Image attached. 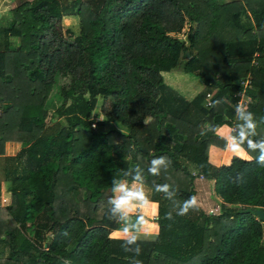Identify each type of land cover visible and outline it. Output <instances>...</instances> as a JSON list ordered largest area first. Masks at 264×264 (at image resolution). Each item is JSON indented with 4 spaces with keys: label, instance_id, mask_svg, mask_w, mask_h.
<instances>
[{
    "label": "trees",
    "instance_id": "obj_1",
    "mask_svg": "<svg viewBox=\"0 0 264 264\" xmlns=\"http://www.w3.org/2000/svg\"><path fill=\"white\" fill-rule=\"evenodd\" d=\"M72 7L65 13L58 0H32L10 11L5 35L15 45L0 49V153L6 142L22 148L5 172L0 264H264L256 215L264 166L235 157L215 135L223 125L238 133L234 80L246 74L244 107L264 119V0H74ZM242 13L253 32L242 29ZM195 85L201 90L186 100ZM51 95L58 105L50 112ZM117 122L123 132L106 131ZM257 131L255 139L264 138V124ZM209 146L229 154V165L209 164ZM161 156L171 161L167 172L148 175ZM136 165L158 217L139 256L109 238L117 223L107 215L113 178L132 182L123 172ZM198 176L213 181L218 212L198 207L166 219L172 202L155 184L172 185L183 202Z\"/></svg>",
    "mask_w": 264,
    "mask_h": 264
},
{
    "label": "clouds",
    "instance_id": "obj_2",
    "mask_svg": "<svg viewBox=\"0 0 264 264\" xmlns=\"http://www.w3.org/2000/svg\"><path fill=\"white\" fill-rule=\"evenodd\" d=\"M235 112L240 121L239 130L236 135L228 136L225 149L231 151L237 158L247 161L255 159L260 166H264V138L255 139L259 135L258 126L264 124V119L258 122L251 111L239 105ZM250 153H258V155L253 157ZM170 165L171 161L167 157H156L151 160L147 173L152 177H159L162 172H167ZM123 176L132 177V182L129 184L126 179L113 178L111 182L113 196L107 202L111 205V211L107 215L108 219L121 225L120 231L124 237L122 243L124 250L139 256L141 253L139 242L141 235L145 234L146 221L138 212L154 202L150 200L149 192L146 190L142 167L136 165L134 168L125 170ZM236 182H242V177H237ZM154 189L156 193L163 194L165 200L172 202L171 210L165 217L168 220H173V212L176 215L185 216L198 208V201L195 196L181 202L176 199L177 190L168 183L155 184ZM132 264H140V261L133 260Z\"/></svg>",
    "mask_w": 264,
    "mask_h": 264
},
{
    "label": "rangeland",
    "instance_id": "obj_3",
    "mask_svg": "<svg viewBox=\"0 0 264 264\" xmlns=\"http://www.w3.org/2000/svg\"><path fill=\"white\" fill-rule=\"evenodd\" d=\"M32 0H28V2H30ZM60 5L62 7L64 6H67L68 8H66V10H64L65 13H68L70 10H73L75 9V7H72L73 3H74V0H58ZM218 3L220 4H225V3H230V2H234V1H237V0H217ZM239 21H240V25L242 27V29L244 30H251V32L254 31V24H253V21H252V18L251 16L248 14V13H242L240 15V18H239ZM187 44V42H186ZM13 45H15V43H13ZM235 83H237V78L234 80ZM215 94V92L213 93ZM52 97H49L47 103H46V108L51 112L53 111L56 106L58 105V99L57 97H55V95H51ZM109 106H108V101L105 102V109L106 111H109ZM80 117L81 114H80ZM66 119H54L52 122L54 123H66L65 121ZM50 123L47 124V126H49ZM206 127V126H205ZM106 131L107 130H116V131H121L123 132L122 130V127L121 125L117 122V123H113V124H110L108 125L106 128ZM212 160V159H211ZM194 196L197 198V201H198V207L203 209L204 211H206L207 213H213L214 212V207L218 206L219 203H220V200L215 196L214 192H213V184L212 187L209 185L207 186L206 185V182L203 181V179H195L194 180ZM205 185V186H204ZM203 186V187H202ZM7 192H8V186H7ZM146 190H148L146 188ZM149 192V190H148ZM112 196H113V193H112ZM149 196H150V200L154 202V199H153V196L152 193L149 192ZM154 204H156L154 202ZM157 205V204H156ZM154 208V205L153 203L152 204H149L148 206L144 207L143 209H140L138 214L139 215H142L146 221V224L144 226V233L145 234H142L141 235V239L140 241H147V240H153L154 236H155V225H156V221H157V215L152 214L151 216V209ZM135 218V217H133ZM120 227L121 225L117 223V229L114 230V231H111L109 233V238H113L115 240H119V239H123L124 240V237L120 231ZM261 227H262V230H263V234H262V237L260 239L261 241V245L264 247V224H262L261 222ZM50 237V236H49ZM7 254V251L5 248L1 247L0 246V258H3L5 257Z\"/></svg>",
    "mask_w": 264,
    "mask_h": 264
},
{
    "label": "crops",
    "instance_id": "obj_4",
    "mask_svg": "<svg viewBox=\"0 0 264 264\" xmlns=\"http://www.w3.org/2000/svg\"><path fill=\"white\" fill-rule=\"evenodd\" d=\"M23 2H28V0H0V49L2 48L3 45H5V42H10L12 44L15 43V40L13 38L5 35V31L11 25L10 11ZM169 78L173 80L172 83L169 85L171 86V88H175L176 86L175 81L179 79L180 76L173 74ZM200 90H201L200 87H196L195 85L193 91L189 95L184 94L183 97H185L186 100H190ZM230 133H231V128L225 125L217 128L215 131V135L223 140H227ZM21 148H22V144L14 143V142H6L2 147V152L0 153V201L5 200L6 204L0 205V209H5L6 205L8 206L10 204V194L6 190L7 186L9 185L6 179L5 172L14 167V156L20 151ZM212 151L216 153H214L213 155L214 157L211 161L210 156ZM230 160H231V156L229 154L225 153L224 151L214 146H209L207 151V161L209 164L215 167L228 166ZM203 181L206 182L207 186L210 185L212 187L211 184H213V181H207V180H203ZM128 183L131 184V182ZM153 205L154 208L152 207L153 209H151L150 211L151 216L154 213L155 215L157 214V205L154 203Z\"/></svg>",
    "mask_w": 264,
    "mask_h": 264
},
{
    "label": "built area",
    "instance_id": "obj_5",
    "mask_svg": "<svg viewBox=\"0 0 264 264\" xmlns=\"http://www.w3.org/2000/svg\"><path fill=\"white\" fill-rule=\"evenodd\" d=\"M252 65L255 66V62H252ZM238 86H239V90L233 95V97L236 99V103L234 104V112H235V109L236 107L239 105V106H245L246 104H248L250 102L249 98L247 97V90L250 88V77L248 74L240 77L238 80H237V83H236ZM211 99H212V94L211 93H206L204 95V107L205 108H211ZM236 113V112H235ZM199 179H202L201 176H198ZM1 205H5L6 204V201L5 200H1L0 201ZM7 206V205H6ZM214 212L213 213H216L218 212V206L214 207ZM260 210L263 211L264 213V208H261ZM211 213V212H210ZM264 224V223H262Z\"/></svg>",
    "mask_w": 264,
    "mask_h": 264
},
{
    "label": "water",
    "instance_id": "obj_6",
    "mask_svg": "<svg viewBox=\"0 0 264 264\" xmlns=\"http://www.w3.org/2000/svg\"><path fill=\"white\" fill-rule=\"evenodd\" d=\"M185 58H188V53H187V52L185 53ZM256 215H257V217L259 218V220H260L262 223H264V213H263V211H262V210H258V211L256 212Z\"/></svg>",
    "mask_w": 264,
    "mask_h": 264
}]
</instances>
